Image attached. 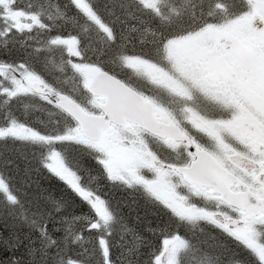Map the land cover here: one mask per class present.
<instances>
[{
	"label": "snow or ice",
	"instance_id": "obj_1",
	"mask_svg": "<svg viewBox=\"0 0 264 264\" xmlns=\"http://www.w3.org/2000/svg\"><path fill=\"white\" fill-rule=\"evenodd\" d=\"M137 2L145 10H151L155 18L170 21V16L159 7L160 0ZM214 4L215 0H207V9L202 10L199 18L193 17L175 27L169 23L155 32L157 58L135 52L117 54V59L125 67L139 70L143 65L142 74L149 83L162 90L160 97L137 89L112 73L101 61L93 60L79 33L53 31L39 18V12L32 14L33 24L42 30L48 29L41 47L60 49L66 58L55 67L71 73L76 88H59L46 66L41 67L38 59L33 60L28 55L14 61L0 59V97L4 98L0 104L4 109L0 112V141L15 140L37 149L40 167L70 188L77 204L85 210L83 217L72 213L53 218L51 212L47 214L48 219L37 228L41 236L48 239L42 250L43 258L51 255L55 264H82L83 252L77 248V242L86 239L99 253V264H115L112 226L121 222L123 232L132 237L128 252H135L137 264H192V261L196 264H223L222 257L231 254L232 248L209 251L194 245L184 227L203 222L212 224L237 249L247 253L251 264H264V234L255 227L257 223L264 227V135L255 137L247 129L242 130V112L234 111L226 119H213L201 113L198 105L201 96L221 100L225 106L233 101L231 97L216 96L218 89L209 79L193 72L177 54L178 47L196 42L215 23L217 10ZM71 5L76 18L83 21L84 32L94 27L109 45L116 42L112 26L92 0H71ZM12 7L17 5L13 3ZM247 8L245 4L242 10ZM56 15L63 17L64 13L57 9ZM48 19L52 20L53 16L48 14ZM32 27V24H24L23 30L31 31ZM36 51L39 52L40 48ZM174 72L184 79L178 78ZM97 77L105 78L117 90L125 102L121 110L102 102L101 97L91 95L89 90ZM27 96H35L48 108L60 112L62 120L56 127L50 128L43 121H30L26 111L20 112V108L27 109L28 105L17 106L16 101ZM90 96L91 103L103 109L102 113L93 115L87 110ZM167 97L177 99L173 103ZM69 99L75 101L77 110L66 105ZM102 115L122 122L135 133V138L125 145L115 129L111 142L88 138L90 120H98ZM210 128H216V131L209 132ZM261 128H264V122H261ZM221 131L231 136L222 137ZM141 132H144L143 136ZM68 145L91 152L95 168L108 184L137 190L147 202L160 208L165 218L163 226L159 222L156 227L148 222L142 230L135 224L129 226L124 217L118 215L120 210L107 197L103 186L85 184L83 177L68 163L65 151ZM226 162L231 167H227ZM205 170L210 177H206ZM237 170L244 175H239ZM171 177H177L180 184H187V189L177 190ZM212 179L217 183L213 184ZM233 180L237 184L244 183L246 189L255 195L256 203L249 204L244 196L240 207L226 210L221 222L199 204V198L201 195L211 196L217 190L223 197L231 192ZM8 188L7 180L0 176V189L7 191ZM9 200L16 203L18 197L10 194ZM225 203L231 205L232 201L226 199ZM56 211L61 210L57 208ZM234 213H238V217ZM82 218L86 223H79ZM237 219L243 224L229 227V224L236 225ZM245 230L248 235L243 234ZM52 233L59 235L53 236ZM253 237H260V243L257 244ZM49 246L54 250H49Z\"/></svg>",
	"mask_w": 264,
	"mask_h": 264
},
{
	"label": "trees",
	"instance_id": "obj_2",
	"mask_svg": "<svg viewBox=\"0 0 264 264\" xmlns=\"http://www.w3.org/2000/svg\"><path fill=\"white\" fill-rule=\"evenodd\" d=\"M160 1L159 7L165 15L170 16V21L155 18L151 10H145L137 0H92L116 34V42L109 45L97 28L93 27L90 31L84 32L83 21L76 18L71 0H0L2 9L0 32L3 33L0 35V59L14 61L18 57L28 55L33 60L38 59L41 67L46 66V71L59 88L65 90L76 88L75 77L68 71H60L55 67L66 58L60 49L47 50L41 47L48 29L42 30L33 24L32 14L39 12V18L53 31L71 30L79 33L93 60L101 61L112 73L132 85L135 84V87L136 85L141 87L138 82L139 76L130 67H125L117 59V54L135 52L157 58L155 32L161 31L169 23L175 27L181 22L187 23L193 17L199 18L202 10L207 9V0ZM13 3L17 5L16 8L12 7ZM245 4L249 5L246 0H215L217 15L212 25H219L242 16L246 11L242 10ZM57 9L64 13L63 17L56 15ZM173 9L174 12L171 11ZM8 14H13L14 20H16L14 17H21L22 25L32 24V30L13 31L17 28L9 25ZM48 14L53 16L52 20L48 19ZM37 48H40L39 52L36 51ZM138 86L136 88L140 89ZM3 99L0 97V104H3ZM25 104L28 105L27 109L20 108V112L26 111L27 119L30 121H43L52 128L62 120L60 112L48 108L35 96H27L16 101L17 106ZM3 110L0 108V112ZM37 151L34 147L19 141H0V176L7 180L9 186L7 191L0 189V264H55L51 255L47 259L43 258L42 250L48 244V239L41 236L37 228L48 219L49 212L55 218L72 213L83 217L85 211L77 204V198L70 188L40 167ZM65 151L68 163L83 177L84 183L92 187L102 185L107 197L120 210L118 215L123 216L129 226L135 224L141 230L148 222L153 227H156L158 222L163 226L165 218L161 215L162 210L154 203L147 202L137 190L122 185H110L104 181L86 149L68 145ZM10 194L18 197V202H10ZM57 208L61 211L57 212ZM79 223L84 224L86 221L82 218ZM172 223L175 226L174 222ZM184 227L194 245L207 248L209 251L223 247L232 248L231 254L222 257L223 264H251L249 255L237 249L235 244L217 228L204 223ZM112 228L115 264H137L135 252H128V248L132 246L129 243L132 237L123 232L121 222L114 224ZM51 229L50 223L49 232ZM181 230L183 231V226ZM77 248L83 252L80 257L82 264H99V253L92 249L86 239L78 241ZM49 250L54 248L49 246ZM192 264L196 262L192 261Z\"/></svg>",
	"mask_w": 264,
	"mask_h": 264
},
{
	"label": "rangeland",
	"instance_id": "obj_3",
	"mask_svg": "<svg viewBox=\"0 0 264 264\" xmlns=\"http://www.w3.org/2000/svg\"><path fill=\"white\" fill-rule=\"evenodd\" d=\"M246 1L249 3V5L247 10H244L245 12L242 11L244 12L242 16L219 25H211L208 31L205 32L199 40L192 44L178 47L177 54L183 58V60L189 65L190 69L195 73L206 76L210 83L216 89H218L215 93L216 96L231 97L233 101L225 106L221 100H212L210 98H204L201 96L198 101L199 106L206 107L207 104L208 106L215 108L216 111L222 110L221 107H225L226 110H229L228 113L230 114L234 111L239 112L237 110L239 109L237 105H241L242 103L245 104L246 108H252L251 106H247L248 100L244 101L242 95H239L238 92L239 86L241 85L240 81L243 76H246V74H242L240 71L238 72L236 58L238 55H253L256 57L259 55L263 57L264 55V0ZM7 16L10 17L9 25H13L17 28V30L23 29V25L25 23L22 22L23 25L20 24L21 17H14L16 19L14 20L13 14H8ZM251 60L252 63L257 61V59H253L252 57ZM215 69L220 71V75H213V73L216 74L214 72ZM133 71H135L136 75L139 76L138 82L141 85V87L138 85H136V87L138 86V88L150 92L153 96L160 97L162 95V90L149 83L146 75L142 74L144 73L143 65L139 66V70ZM174 75H176L181 80L184 79V77L179 73L174 72ZM244 83L247 84L246 79L244 80ZM167 99L175 103L177 98L167 97ZM87 104H89V107L87 105V110L89 112L92 111V107L97 105L91 103V97H89V102ZM247 113L251 112L247 110ZM204 115L212 118L209 113ZM215 119L226 118H224L223 114L220 113V118ZM114 129L119 133L121 141L125 143H128V141L130 142L135 138V133L129 128H111V130ZM108 132L109 131L105 132L104 137L101 139L102 141H105L106 136H111V134ZM88 153L90 156L93 155L89 151ZM204 199L205 200H203V203L206 206V209L211 210L213 207H215L216 199L211 200L212 196H207ZM200 223L203 222L187 224V228L193 225H199ZM255 227L257 228V231H260L262 234H264V227H261L259 223H257ZM253 239L257 244L260 243V237H253ZM262 251H264V247H262Z\"/></svg>",
	"mask_w": 264,
	"mask_h": 264
},
{
	"label": "flooded vegetation",
	"instance_id": "obj_4",
	"mask_svg": "<svg viewBox=\"0 0 264 264\" xmlns=\"http://www.w3.org/2000/svg\"><path fill=\"white\" fill-rule=\"evenodd\" d=\"M240 57V58H239ZM251 57L253 59H257L256 62L252 63ZM241 59V60H240ZM236 65H237V70L238 72L240 71L242 74L245 73L246 76H243L240 83L241 85L239 86L238 92L239 95H242V98L244 101H247V106H251V109L246 108L245 104L242 103L241 105H237L239 109H237L239 112H242L243 114V118L241 120V126H242V130L247 129V132L255 137H259L261 135H264V128H261V122H264V55L262 56H247V55H238V57L236 58ZM214 72L216 74L213 73L214 76H216L217 74L220 75V71L218 69H215ZM249 77V78H247ZM247 80V84L244 83V80ZM237 81V79H236ZM249 81V83H248ZM245 84V86H244ZM89 107V104H87ZM207 105V104H206ZM98 106V105H97ZM91 108V106H90ZM92 112L90 113H94L97 114L99 113V110L97 109V107H92ZM201 113L203 114H207L209 113L210 116L215 119V118H220V113L223 114L224 118H230L231 114L228 113L229 110H226L225 107H221L222 110H217L213 107L210 106H199ZM95 109V110H94ZM247 110H249L251 113H247ZM98 111V112H96ZM233 111V110H232ZM101 113V112H100ZM114 126L110 127V129H108V133L111 134V136H106L105 137V141L103 140V142L108 143L112 141L113 138V132L114 130H111V128H113ZM116 128V127H115ZM216 128H210L209 132H215ZM145 132V131H144ZM144 132H141V135H144ZM220 135L222 137H230L231 134L221 131ZM232 139H234V137H232ZM123 141H121L122 143ZM125 145L129 144L130 142L128 141V143L123 142ZM165 155H168V153H165ZM172 155H177L175 153H173ZM226 166L227 167H231V165L226 162ZM239 172V170H237ZM239 175L243 176L244 174L242 172H239ZM172 180V183L176 184L177 190H181V189H187V184H180L178 183V178L177 177H171L170 178ZM231 192L233 193H240V194H244V192L250 193L252 194L254 197L255 195L246 189L245 184L244 183H236V181H232V189ZM189 195L191 193H188ZM212 199L211 200H215L216 199V205L215 207H213L211 210L206 209V206L203 203V200H205V196H200L199 198V204L208 212H212L214 214V218L219 220V218H224L225 215L227 214L228 209H237V208H233L230 207L229 205H227L225 202L221 201L219 199V196L216 195L214 192L211 195ZM234 216L238 217V213H234ZM222 222V221H221ZM210 224V223H209ZM243 224V221H240L239 219H237V224L234 227H238L240 225ZM212 225V224H210ZM229 227H231V225L229 224ZM244 235H247V231L245 230V232L243 233Z\"/></svg>",
	"mask_w": 264,
	"mask_h": 264
},
{
	"label": "water",
	"instance_id": "obj_5",
	"mask_svg": "<svg viewBox=\"0 0 264 264\" xmlns=\"http://www.w3.org/2000/svg\"><path fill=\"white\" fill-rule=\"evenodd\" d=\"M89 91L91 95L101 97L102 102H106L110 104L116 110H121V106L125 103L123 99L120 97L117 90L103 77L95 78L92 82V89H90ZM65 103L69 108L73 110H77L76 103L72 101L71 99L67 100ZM98 109L101 112H103V109H100L99 107ZM105 120H107L108 123H105ZM111 124L118 125V126H124L122 122H116L112 120L110 117H108L107 115H102L101 118L98 120L96 119L90 120V125L87 131V137L92 138V139H101L103 136L102 133L104 132V130L109 129ZM205 175L206 177H210L211 174L207 170H205ZM212 183L216 184L217 183L216 179H212ZM214 193H216L219 196V199H221V201L225 202L226 199H231L232 203L229 206L233 208L235 207L237 209L243 203L244 196H247V201L249 204L256 203V198L252 194L247 193V192H244V194L234 193V192L225 193L223 197L220 196L219 190L215 191ZM219 220L222 222L224 221L222 219H219ZM230 225L231 227L235 226L232 224Z\"/></svg>",
	"mask_w": 264,
	"mask_h": 264
}]
</instances>
